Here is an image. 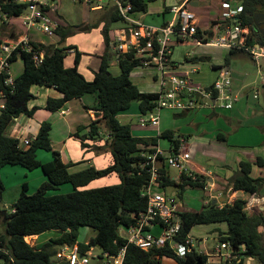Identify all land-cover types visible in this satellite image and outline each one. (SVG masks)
I'll use <instances>...</instances> for the list:
<instances>
[{
	"label": "trees",
	"instance_id": "1",
	"mask_svg": "<svg viewBox=\"0 0 264 264\" xmlns=\"http://www.w3.org/2000/svg\"><path fill=\"white\" fill-rule=\"evenodd\" d=\"M239 3L243 11L238 16V22L250 29L246 45L264 46V35L256 26L257 16L264 15V0H239ZM125 4L131 5L133 15L147 11L146 0H128ZM24 8L25 6L13 0H0V17L18 18L23 14ZM104 10L102 20L106 52L101 57L100 70L92 81L86 80L78 70L81 53L73 47L62 46L70 32L61 26L56 30L59 36L57 45L30 40L29 44L34 52L44 53L40 65L35 63L33 53L15 52L11 62L21 57L24 61L23 74L15 78L14 88L4 84L6 76L0 80V93L4 94V108L0 112V170L8 165L21 166L29 171L41 168L48 178L33 194H28V185L24 184L13 212L6 215V223L0 217V226L3 229L0 234V264H54L52 258L57 256L63 246L75 244H78L83 254L92 247H99L106 256H118L127 242L120 235V230L134 226L148 206L147 198L142 196L150 180L149 174L140 169L143 155L149 148L158 146L160 139L168 140L174 149H178L182 144L183 136L177 138L174 131L166 130L158 138H138L133 135L131 125L119 122L118 116L127 112L134 103L138 104L142 115L152 112L157 94L142 92L131 81L134 69L143 66L132 51L118 57L122 72L120 76L114 77L108 72L109 60L112 57L110 29L112 24L122 20V16L116 6H106ZM205 35L204 43L207 44L214 37V33L208 31ZM198 36L202 37L200 30ZM69 50L75 52V65L67 68L65 59ZM241 53L251 58L244 49H230L229 56ZM35 85L54 88L62 94L60 99L48 100L46 109L51 112L60 111L68 102L81 99L85 95H96L97 105L93 110L100 113V118L91 120L87 126L78 127L74 136L79 137L84 149L90 147L87 140L98 142L106 139L105 144L109 146L108 151L113 156L110 166L100 170L89 167L71 173L70 168L76 164H65L60 153L53 148L50 139L51 124L48 122L41 125L38 135L29 146L23 145L19 139L7 136V128L15 118L22 115L33 116L38 109L29 108L30 101L35 99L31 92ZM104 129L106 133L103 132ZM84 130L88 132L80 135ZM222 137L224 136H219ZM103 148L104 146H95L97 151ZM38 150L52 152L53 161L45 164L40 162L37 159ZM254 167L263 169L264 157H257L255 162L240 161L228 185L234 191L249 195L264 193V177H253ZM164 172L167 173L164 188L174 189L179 200L188 188L205 189L207 184L200 175L197 180L182 176L177 182L168 176V171L162 170V173ZM113 174L119 176V184L81 190L91 182ZM65 184H71L73 192L66 195L49 194ZM4 191L0 177V210ZM247 204V200L237 199L232 204L225 203L221 207L220 203L214 205L212 200L199 211L183 210L180 214V241L184 242L197 225L226 223L228 231L220 236L219 241L229 243L234 255L238 256L235 262L245 264L248 258H253L258 264H264V234L259 231L264 227V212L249 214ZM81 228L94 231L95 236L90 242L78 241ZM48 231H57L60 237L41 248L32 246L26 240ZM164 258L173 259L178 264L207 263V257L194 248L185 257L180 258L169 247L146 252L134 245H128L123 264H163Z\"/></svg>",
	"mask_w": 264,
	"mask_h": 264
},
{
	"label": "built area",
	"instance_id": "2",
	"mask_svg": "<svg viewBox=\"0 0 264 264\" xmlns=\"http://www.w3.org/2000/svg\"><path fill=\"white\" fill-rule=\"evenodd\" d=\"M15 3L25 6L23 14L18 17L26 30L38 29L42 34L54 37L60 24L55 22L48 13L53 0H13ZM91 7L93 10H103L106 6L118 8L122 21L127 24V29L120 33L116 43H111V49L118 57L127 52H134L143 66H154L159 76V91L156 92L157 100L152 115L145 118L142 115L139 122L142 126L148 125L155 128L160 126L163 111L175 113H189L200 108L215 110H232L240 100L239 94L233 89V80L228 66L221 68L220 78L208 88L195 85L190 79V74H177V68L171 60L173 54L172 38L179 42L194 40L198 45H204L206 35L198 36L199 22L196 14L190 9L189 1L170 8L175 20L167 25L155 28L143 26L133 18L131 5L125 4L124 0H73ZM222 7L228 12V22H217L212 29L216 31V39L212 43L215 46L230 49H244L251 59L259 64L264 62V46L258 44L247 46L246 41L250 35V29L238 22V16L243 11L242 5L225 1ZM30 39L26 36L12 42L0 44V80L3 76L6 86L15 87V78L11 76L12 58L15 52L26 51L33 53V59L40 65L44 59L43 52H34L30 46ZM3 97L4 94L0 93ZM258 99V95L254 96ZM4 103L0 105V112ZM148 113V114H150ZM23 145L29 146L30 140H24ZM140 169L149 174L150 180L147 188L143 190L142 196L148 200L145 212L141 213L134 226L125 229L128 233L126 246L118 256H108V264H123L128 245H134L140 250L150 251L153 249L169 247L180 258L191 252L194 239L187 236L184 242L180 241L182 221L180 214L183 211L180 200L176 194H167L164 191V178L169 171L175 169L182 176L197 180L200 176L204 179L211 177L212 173L206 170L200 174L193 170L192 157L186 146L181 145L178 149L171 148L169 152L161 147H151L143 155ZM176 193V192H175ZM157 230V231H156ZM200 254L207 257V264H216L212 258L218 259V264H239L238 256L234 255L229 243L219 240L215 241L213 251L208 253L206 249L200 250ZM90 251L85 254L80 252L78 244L63 246L57 258L64 260L67 264H91ZM110 258L114 262H110Z\"/></svg>",
	"mask_w": 264,
	"mask_h": 264
},
{
	"label": "rangeland",
	"instance_id": "3",
	"mask_svg": "<svg viewBox=\"0 0 264 264\" xmlns=\"http://www.w3.org/2000/svg\"><path fill=\"white\" fill-rule=\"evenodd\" d=\"M42 1L45 2V0ZM57 1L59 8L56 10L49 9L48 13L55 22L62 24L61 26L70 32L62 46L73 47L74 50H78L81 53L78 65V70L81 74H87V70L90 71L89 69H93L99 64V68L96 71L98 72L101 67V57L106 52V42L103 35L104 23L102 20L105 10H91L84 3L73 0ZM157 3H163V0L151 2L150 7L156 6ZM110 6H113L112 3ZM197 15L200 18L206 16L199 12H197ZM259 18L263 17L259 16ZM16 22L19 23V20ZM126 26L127 24L121 20L112 24L111 31L117 32L119 29L127 28ZM1 30L3 32L2 36L8 41L9 28L5 26ZM34 30V32L37 31V39L46 45H57L59 42L57 34L54 37H49L43 35L36 28ZM215 39L216 37H213L209 40V43L214 42ZM172 41L175 44L172 45L173 54L171 60L177 65L175 69L177 74H190V79L195 85L208 88L220 78V67L228 66L235 93H241L245 96L232 110L220 111L219 117L214 116L211 110L205 108H200L192 114L185 113V116L181 117H177L168 111H163L161 114L160 129L171 130L176 135L188 137L187 144L189 145L193 164L212 173L216 189H209V187L205 191L200 188H188L182 196L186 208L191 207L192 209L200 210L203 207V199L208 194L215 196L219 193L221 183L225 184L223 180L229 181L238 169L240 161H250L252 156L264 157V143L260 142L262 139L261 134H263L262 129L264 128V62L256 64L244 53L229 56L230 48L227 47L212 44L198 45L194 40L179 42L176 38H172ZM110 55L112 57L109 60L108 72L112 76L118 77L122 72L117 62L116 52L111 49ZM227 58H229L228 61ZM23 64V59L21 58L12 63V77H14L12 70L16 66ZM65 65L74 67L75 53H67ZM214 67L219 68L215 69ZM158 76L159 72L154 66H139L132 72L131 81L142 92L156 93L159 91V83L156 80ZM33 88H36V85ZM33 91L34 89L31 90V92ZM255 94L258 95V99L254 98ZM151 115L152 113L144 115V117L149 118ZM141 116L142 114L138 111V104L134 103L128 112L118 116V120L123 125H131L132 133L135 137L158 138V129L148 125L142 126L139 122ZM219 130L227 134V140L218 141V139H221L219 138L220 134H216L217 136H214V134ZM159 145L167 149L169 148V141L160 139ZM49 154L53 158L52 153ZM255 170L256 167L252 173L254 177L256 175ZM170 173L172 177L178 175L175 169H171ZM65 186L72 187V185ZM63 188L64 186L56 194H60ZM172 191H174L172 188L166 189L167 194H171ZM11 192L12 190L7 191L6 197H9ZM35 192L36 190L29 189V194ZM66 194L69 193L63 195ZM244 195L245 199L250 198L249 194ZM227 231L228 226L226 223H213L195 226L190 235L194 239V247L197 251L204 249L213 251L215 240H219L220 236L226 234ZM2 232L3 229L0 226V234ZM120 235L124 238L129 236L125 229L120 230ZM94 236L95 233L90 228H81L78 241L88 243ZM27 242L32 244L31 238H27ZM89 257L91 264H108L106 262L107 256L99 247H92ZM52 261L54 264H66L63 260L58 259L57 256H53Z\"/></svg>",
	"mask_w": 264,
	"mask_h": 264
},
{
	"label": "crops",
	"instance_id": "4",
	"mask_svg": "<svg viewBox=\"0 0 264 264\" xmlns=\"http://www.w3.org/2000/svg\"><path fill=\"white\" fill-rule=\"evenodd\" d=\"M146 1L148 2L147 11L144 13L133 15V18L136 21H138L140 24H142L143 26L160 28V27L167 25L170 22H173L175 20V16L174 14L171 13L170 8L175 5H180L186 1H189L190 9L197 16V19L199 22V30L202 32V34H205V32H208V31H214L212 29L213 23L215 24L217 22H220V23L228 22V12L222 7V4L225 1H228L230 3L239 2V0H163V3H157L156 6L150 7L151 2H155L157 0L155 1L146 0ZM51 4L52 6L49 7L48 10L49 9L56 10L59 8L57 0H53ZM85 6L87 5L85 4ZM90 9L93 10L91 7ZM97 11H104V9L97 10ZM197 12L205 14L206 16H204V18H200L197 15ZM18 20H19V23L16 22ZM61 25L62 24H60V26ZM5 26L9 28V37H8L9 40L8 41H6L5 38L2 36L3 32L1 28L3 27L5 28ZM34 29L26 30L22 26V23L19 18H12V19L4 18L3 19L0 17V41L2 43L16 41L18 39H22L27 36L30 40L34 42L45 44L39 39H37L36 37L37 31L34 32L35 31ZM125 29L123 28L119 29L117 32L115 31L113 32L110 29L111 43H116V40L120 36V33H122V31ZM213 33H214V36H216L217 34L216 31H214ZM68 52L69 54L75 53L74 50H69ZM116 55H117V62H118V54ZM18 58H21V57H18ZM65 66L67 68H70V65H65ZM175 66L177 67V65ZM98 68H99V64L97 65V67L93 69H89L90 71L87 70V74L85 73H82V74L83 76H85L87 80H91L92 78L95 77V74L97 73L96 71ZM23 72H24V64L21 66H16L15 69L12 70V74L15 78L22 75ZM33 87L31 88V90L34 89L32 93L34 94L35 99L30 101L29 108L33 109L36 107L38 109L35 111L33 116L22 115L18 118H15L10 123L9 127L7 128L8 137L19 139L21 142H23L24 140L33 141L35 137L38 135L41 125L44 122H48L51 124L50 139H51L53 148L60 153L61 159L65 164H70V163L76 164L75 166L70 168L71 173H77L89 167H95L99 170L105 169L113 163V156L111 152L108 151L109 146L105 144L106 139L99 140L98 142L87 140L86 142L87 144H89L90 147L84 149L82 147L81 140L79 139V137L74 136V134L77 132L78 127L87 126L91 120H96L97 118H100V113L93 110V108H95L97 105L96 95L94 94L85 95L81 99L68 102L64 106V108L61 109L60 111L51 112L46 109L48 100L50 98L60 99L62 98V94L58 92L57 90H55L54 88H48V87H43V86H38V85H36V88H33ZM239 96H240V100H239L240 102L241 99H243V97L245 96L241 93H239ZM3 102H4L3 96L0 94V105L3 104ZM239 102H237L235 105L237 106ZM138 111H139V108H138ZM196 111L189 112L187 114H192ZM220 111H227V110H215V111H212V113L214 116L219 117ZM125 113L126 112L122 114H125ZM172 113L175 114L177 117L185 116L184 115L185 113H175V112H172ZM157 129H158V136L162 132L166 131V130H161L160 126ZM87 132L88 130H84L82 133H80V135H85ZM103 132L106 133V130L104 129ZM262 133H263L261 134L262 139L260 142L264 143V128L262 129ZM216 134L217 135L220 134L219 136H224L220 140L218 139V141L227 140L226 133H222L219 130L218 132L214 134V136ZM178 136L180 135H177V138ZM187 138L185 137L182 138L181 145L186 146V148L189 150V145L187 144ZM95 146H104V148L100 151H97L95 149ZM158 146L160 147L159 144ZM162 149L169 152L171 149V144L169 143V148L167 149L162 148ZM49 153H52V152L38 150L37 159L44 164L49 163L53 161V158L51 157ZM256 158L257 157L252 156L250 158V162H255ZM192 168L199 174L202 171H204V169L198 167L196 164H193ZM254 169L255 167L253 168V171ZM255 173H256L255 178L264 177V168L260 169L259 167H256ZM168 176H170L171 179H174L177 182H179V174L176 177H172L170 170H169ZM0 177L5 187V191L3 193L2 208L0 211H7V214L10 213V211H8L7 209L10 206H15L18 198L21 195L22 187L24 184H27L29 189L37 190L43 183H45L48 180L47 176L45 175V173L43 172L41 168L35 169L33 171H29L21 166H11V165L5 166L0 170ZM205 180L207 184L205 185V189L203 190L206 191L209 187H210L209 189H213V188L216 189V185H214L213 183L214 178L212 176L207 177ZM120 182L121 181H120L119 176L117 174H113L111 176L95 180L91 182L88 186L81 188V190L96 189V188L105 187V186L117 185ZM223 183L225 184L221 183V187L217 195L214 196V195L208 194L207 197L203 199V202H202L203 205L207 204L209 201L218 200L219 201L218 203H220V206L222 207L225 203L232 204L237 199H245V195H244L245 193L240 192V191H234L233 188L228 185V181L223 180ZM65 185H71V184H65ZM65 185H63L64 188L61 190L60 194L73 192L74 190L73 186L67 187ZM61 187H59L58 190L51 191L49 194L56 195V192L57 191L59 192ZM166 189L164 188V191H166ZM9 190H12L11 195L9 197H6V193ZM28 194H29V190H28ZM171 194H176V193L175 191H172ZM245 200L248 201L247 205L249 207L247 208V211L249 214H257L259 213V211L264 212V193L260 195H250V198L245 199ZM180 203L182 205V210L199 211V210L192 209L191 207L186 208L183 198L180 200ZM13 210L11 212H13ZM259 231L264 234V227H261ZM58 237H60L59 232L48 231L42 235L31 236L28 238H31L32 246L36 248H41L46 243H49L51 240L57 239ZM193 248L195 249L194 245H193ZM210 252L212 251H208V253ZM212 260L216 264H218L217 258H212ZM167 263L168 264H178L173 259L164 258L163 264H167ZM254 263L258 264L256 260H254L253 258H248L245 262V264H254Z\"/></svg>",
	"mask_w": 264,
	"mask_h": 264
},
{
	"label": "water",
	"instance_id": "5",
	"mask_svg": "<svg viewBox=\"0 0 264 264\" xmlns=\"http://www.w3.org/2000/svg\"><path fill=\"white\" fill-rule=\"evenodd\" d=\"M128 0H124V2H127ZM261 17L263 18H259V16H257L256 18V26L258 28V30L264 35V29L261 28V24H260V21L262 19H264V15H262ZM87 29V27H86ZM219 201L218 200H213V204H217ZM15 208V206H10L7 210L8 211H12L13 209ZM6 215H7V211H0V217L3 218V222L6 223L7 219H6ZM108 259V258H107ZM111 263L114 262V259L113 258H110L109 259ZM207 264V263H205Z\"/></svg>",
	"mask_w": 264,
	"mask_h": 264
},
{
	"label": "flooded vegetation",
	"instance_id": "6",
	"mask_svg": "<svg viewBox=\"0 0 264 264\" xmlns=\"http://www.w3.org/2000/svg\"><path fill=\"white\" fill-rule=\"evenodd\" d=\"M260 24H261V28L264 29V19H262V20L260 21Z\"/></svg>",
	"mask_w": 264,
	"mask_h": 264
}]
</instances>
